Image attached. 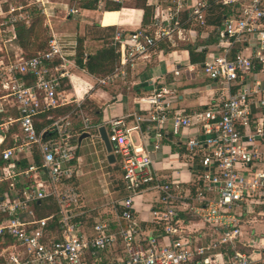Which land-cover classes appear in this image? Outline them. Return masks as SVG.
Masks as SVG:
<instances>
[{"label":"built area","instance_id":"obj_1","mask_svg":"<svg viewBox=\"0 0 264 264\" xmlns=\"http://www.w3.org/2000/svg\"><path fill=\"white\" fill-rule=\"evenodd\" d=\"M129 1L95 3L105 10L127 7ZM209 1L146 0L154 6L149 23L113 31L109 45L117 64L95 77L94 85L123 79L159 41H184L191 27H205ZM33 3L46 17V48L25 56L19 48L0 46V145L9 141L0 149V264H264V233L246 229L249 220L264 218V0H214L230 13L214 25L215 42L200 64L217 91L201 109L174 108L173 92L160 85L140 98L145 114L134 115L132 128L122 119L105 121L125 194L116 202L114 217L112 201L109 216H95L89 228L79 218L91 217V210L69 182L75 175L77 137L86 132L99 139L97 132L92 135L97 126L78 103L64 114L47 115L48 122L37 126L41 114L70 102L63 82L71 77L75 44L55 35L48 0ZM22 9L10 6L3 13L0 24L11 33L9 40L15 39V25L28 17ZM65 13L78 9L71 6ZM75 116L81 119L78 131ZM142 124L151 132L150 146L148 138L140 145L132 142L130 130H142ZM167 124L189 161L184 163L191 170L187 181L161 177L155 169ZM150 191L156 200L144 222L135 199ZM47 201L56 210L38 216L36 206Z\"/></svg>","mask_w":264,"mask_h":264},{"label":"crops","instance_id":"obj_2","mask_svg":"<svg viewBox=\"0 0 264 264\" xmlns=\"http://www.w3.org/2000/svg\"><path fill=\"white\" fill-rule=\"evenodd\" d=\"M63 3L64 2L62 1L52 2L51 0H48L47 11L49 14V21L50 18L54 17L55 8L57 9L59 6L63 5ZM76 5L80 8L78 3ZM160 6L164 7L163 4H160ZM147 7L149 8L151 15L154 10V6ZM129 8L140 13L138 19L132 24L116 23L104 26L101 23V19L105 10L82 8H80V12L83 15V18H81V24L77 23V29H73V31H65L58 35L55 31L56 28H53V26L57 27L55 22L53 25L50 22L55 35H57L63 43L72 42L75 44L74 55L70 57L71 65L68 69L71 77L69 80H64L63 82L64 96L68 99V101H70L67 105L74 108L75 104L78 103L80 105L82 115L86 117L92 125L97 126L96 131L92 130V135H95L96 132L98 133V128L101 126H104L106 130L107 126L105 121L111 117L115 119H122L126 128H132L135 125L134 115L145 114V112L141 109L145 105L140 101V98L149 95L152 88L155 86L164 85L166 88L171 90L173 92V96L175 97V102L173 104L174 108L181 109L186 112L201 109L217 94L213 83L205 84L201 87L194 86L196 83L204 84V79L208 78L201 71V61L191 62L189 59V52L187 50L188 46H192L194 47L195 52L199 53L201 50H206V48L211 47L215 42L214 25H206L203 28L191 27L190 30L192 31L190 32L187 40H176L174 44H171V42L167 40L159 41L156 44V47L147 55L146 58L139 60L133 68L127 69L126 75L123 79H117L112 85H94V79L98 76L96 74L88 73L86 69L79 68L75 64L74 56L77 50L78 39L84 38L82 47L85 49V46H88V44H94L97 48H102V44L99 45V43H102L103 41V39L100 38V34L107 30L106 28L117 27L125 31H132L139 27L146 26L149 23V20L148 22L142 23L144 14L142 9L136 8L135 6H131ZM98 12L101 13L100 18L96 15ZM64 17L69 18V15H64ZM91 26L95 28L93 38L91 36L89 37L85 33L86 29ZM17 48L21 49L19 46ZM85 49H83L85 56L94 54L87 52ZM174 71H178V74L175 75L173 73ZM201 74L204 75L203 78L201 77ZM81 125L80 117L75 116L73 121L74 129L78 131ZM141 128L142 130H130L132 142L134 145H140L143 139L148 138V144L150 146L152 144L151 132H147L144 129V124H142ZM165 132L166 139L162 141V149L155 155L154 158L155 169L161 177L170 179L173 176L175 178L179 177L183 181H187L191 177L190 167L185 165L188 159L186 161L182 157L183 148L175 143V137L171 134L169 124H167ZM82 134L83 132L77 137L78 143L82 144L81 147L77 149V158L74 167L75 175L69 182L80 194L83 207H85L86 210L94 209L91 210V217H87L86 219L84 217L82 218L85 220L92 218L93 220L97 215H99V217H108L109 213L112 212V201L114 217V213L119 210L116 202L125 194L123 190L122 172L118 165V155L114 151L115 147L113 146L112 149L113 159L111 158V160L113 161L108 162L107 153L103 143L101 142L103 151L98 145L92 149H86L85 145H88V143L85 142L84 138L80 139ZM98 140L100 141V139ZM3 147L4 146H2V148ZM104 156L106 157L105 162L103 161ZM32 158L38 159V156L33 154ZM27 160H31V156H28ZM111 169H113V174L110 172ZM98 182H101L103 192H107L106 195L113 192V199H103L104 205H101L100 201L94 203L92 199L94 197H90L89 192L85 191L82 187L84 185L92 186V184H98ZM109 186L112 188L111 192L109 190ZM81 192L87 194L89 198L84 199ZM117 192L119 193L118 196L115 195ZM143 194V196L135 199V208L137 210V216L142 221L146 222L150 218L147 208L156 200V193L154 191H150ZM97 199H99V197H97ZM47 203L54 204L52 201L43 202V204H41L44 205ZM55 210L56 206L55 209L50 212H54ZM50 212H46L43 216H46ZM253 222L254 221L249 220V223L246 225V229L253 227L255 232L261 236L262 233L258 232L260 230H264V225H257V223L255 225H251ZM249 231L251 230L249 229Z\"/></svg>","mask_w":264,"mask_h":264},{"label":"rangeland","instance_id":"obj_3","mask_svg":"<svg viewBox=\"0 0 264 264\" xmlns=\"http://www.w3.org/2000/svg\"><path fill=\"white\" fill-rule=\"evenodd\" d=\"M34 0H0V23L4 22V14L7 9L10 6H22L23 9L22 11L28 16L25 21H26V25H30L32 22L36 21L37 19H40L41 24H40V28H37V30H42V35H41V44H44L45 40H48L50 35H49V29L47 27L46 24V17L40 13V11L38 10L37 6L33 3ZM52 2H64L63 5L59 6L57 9L55 8L54 11V17L50 18V22L53 25L55 22V26H53V28L55 29V31L57 32V34H61L65 31H69L73 29H77V23L81 24V18H83L82 13L80 12L81 9H79V7L77 5H75L73 3L72 0H51ZM136 0H130L126 6L124 8H119L118 10H110V11H104L102 14V19H101V23L104 26H108V25H113V24H132L133 22H135L138 19V16L140 15V13L134 9H131L129 7L134 6ZM62 4V3H60ZM74 6L75 8L78 9V13L76 14H69V18L64 17V15H66V13H64L65 9H67L68 7ZM108 7H105L104 9H107ZM58 10V11H56ZM57 12V13H55ZM97 17L100 18L101 13L98 12ZM23 20L19 21L18 23L22 22ZM57 23V24H56ZM117 27L113 28V31L116 29ZM120 29V28H118ZM86 35H88L89 37L91 36L92 38L94 37V33H95V28L93 26L89 27L86 29L85 31ZM110 35V30H105L100 34V38L103 39L102 43L100 42V44H102V46L106 43L110 41L109 36ZM11 38V33L8 32L6 30V26L5 25H1L0 24V46L3 47H7L9 50L11 51H15L16 48L18 47V45L16 44V40H9ZM82 41L84 38H81ZM83 46V43H82ZM85 49L87 52L90 53H95L98 49L94 44H91L88 46H85ZM36 51H27V53L29 54H33ZM203 74H201V77L203 78ZM93 83V81H92ZM205 84H212V81L208 80V79H204V84L203 83H196V87H201L204 86ZM78 120V119H77ZM85 142L88 143V145H85L86 149H92L94 147H96L97 145L99 146V148L102 149L103 151V147L101 144V141H99L98 139H92L91 137H84ZM81 144H79L78 149L81 147ZM103 161H106V157H103ZM189 161H187L186 163H188ZM110 164V163H109ZM113 164V163H111ZM113 174V169H111L110 171ZM93 178V177H91ZM83 189L87 192H89L90 197H94L93 202L96 203L98 201H100L101 205H104V200L103 199H113V192H111L112 188L109 186V190H110V194L106 195L107 192H103V186L101 184V182H98V184H92V186H87L84 185L82 186ZM82 196L84 197V199L89 198V196L87 194H84L83 192H81ZM116 196L119 195V193L117 192L115 194ZM144 194L139 195L138 197L143 196ZM115 196V197H116ZM97 197H99V199H97ZM101 197V199H100ZM90 210H94V209H90ZM257 223L260 225H264V218H258L257 220H255L251 225H255ZM258 233H264V230H260ZM262 236V234H261Z\"/></svg>","mask_w":264,"mask_h":264},{"label":"trees","instance_id":"obj_4","mask_svg":"<svg viewBox=\"0 0 264 264\" xmlns=\"http://www.w3.org/2000/svg\"><path fill=\"white\" fill-rule=\"evenodd\" d=\"M78 5L82 9H96V3L95 0H80L78 2ZM134 6L136 8L142 9L144 11L142 23L148 22L150 18V11L149 8L146 5V0H136L134 3ZM119 7H108L105 9V11L110 10H118ZM208 14L206 15V23L207 25H216L220 22L221 17L225 14H229V7L216 5L214 3V0L209 1V8H208ZM28 23V22H27ZM25 21H22L20 23H17L15 25V42L16 44L23 50V54L25 56H31L35 54L38 51H41L46 48L47 40L44 41V44H41V35L42 30H37V28H40L41 21L40 19H37L36 21L32 22L30 25L27 24ZM114 27H108L107 30H110L109 38H111V35L113 33ZM82 39H78V45L77 50L74 56L75 64L79 68H84L87 70L90 74H96L97 76H102L108 72H110L117 62V54H115L114 47L109 45V42H106L102 48L97 50L94 54L85 56L83 53V47H82ZM187 50L189 52V59L191 62H198L203 60L204 56V50H201L199 53L195 52L194 47L188 46ZM27 51H36L33 54L27 53ZM72 109V106L69 105H63L60 106L50 112H47V114H41L42 122L40 125H37L38 127L41 126V124H46L48 121L46 120L47 115H60L64 114L67 111ZM9 143L7 139L4 140L3 144L0 145V149L5 144ZM36 161L38 159L35 158ZM24 163V162H22ZM2 166V160L0 158V168ZM2 190V187H0V191ZM43 204V203H42ZM36 206V214L38 216H43L46 214V212L53 211L55 209L54 204H44ZM41 206V207H40ZM82 221H85L86 227L89 228V224L91 225L92 219L89 218L88 220H85L84 218ZM88 224V225H87ZM2 242L0 241V247L2 246Z\"/></svg>","mask_w":264,"mask_h":264},{"label":"water","instance_id":"obj_5","mask_svg":"<svg viewBox=\"0 0 264 264\" xmlns=\"http://www.w3.org/2000/svg\"><path fill=\"white\" fill-rule=\"evenodd\" d=\"M98 133H99V139L103 143L105 151L107 153V160H108V162H111V161H113V160H111V158L113 159L112 149H113L114 145H112L109 142V140L107 138V133H106V130H105L104 126H101V127L98 128ZM88 136H89L88 133H83L80 136V139L84 138V137H88Z\"/></svg>","mask_w":264,"mask_h":264},{"label":"bare ground","instance_id":"obj_6","mask_svg":"<svg viewBox=\"0 0 264 264\" xmlns=\"http://www.w3.org/2000/svg\"><path fill=\"white\" fill-rule=\"evenodd\" d=\"M122 8H124V7H122Z\"/></svg>","mask_w":264,"mask_h":264}]
</instances>
